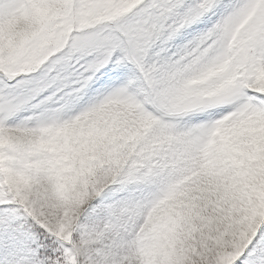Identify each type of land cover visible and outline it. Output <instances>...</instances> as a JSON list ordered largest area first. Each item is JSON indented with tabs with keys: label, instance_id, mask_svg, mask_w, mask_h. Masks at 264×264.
I'll use <instances>...</instances> for the list:
<instances>
[{
	"label": "snow or ice",
	"instance_id": "6c2138e0",
	"mask_svg": "<svg viewBox=\"0 0 264 264\" xmlns=\"http://www.w3.org/2000/svg\"><path fill=\"white\" fill-rule=\"evenodd\" d=\"M0 264H264V0H0Z\"/></svg>",
	"mask_w": 264,
	"mask_h": 264
}]
</instances>
